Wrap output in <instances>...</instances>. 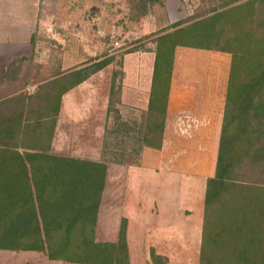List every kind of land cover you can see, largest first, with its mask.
I'll return each instance as SVG.
<instances>
[{
	"label": "trees",
	"instance_id": "16d2710c",
	"mask_svg": "<svg viewBox=\"0 0 264 264\" xmlns=\"http://www.w3.org/2000/svg\"><path fill=\"white\" fill-rule=\"evenodd\" d=\"M175 26L158 39L150 132L158 130L161 141L177 46L231 54L216 172L207 185L200 264H264V194L256 200L248 179L243 180L247 174L264 178V0L234 1L211 16ZM86 70L73 72L70 87L56 78L53 92L36 90L31 114L25 108L32 96L8 99L15 107L0 110V250H38L50 259L85 264H130L124 223L118 242L96 240L107 164L52 151L62 97L90 76L83 74Z\"/></svg>",
	"mask_w": 264,
	"mask_h": 264
},
{
	"label": "rangeland",
	"instance_id": "374dc122",
	"mask_svg": "<svg viewBox=\"0 0 264 264\" xmlns=\"http://www.w3.org/2000/svg\"><path fill=\"white\" fill-rule=\"evenodd\" d=\"M145 1L39 0L36 28L30 39L32 50L12 59L13 66L7 70L11 78L21 73L22 81L6 85L5 94L18 91L15 97L32 96L28 100L31 104L25 108L31 114L38 102L33 95L42 87L52 91L55 86L52 78L58 77L63 86L70 87L75 80L73 72L88 68L83 74L90 73L98 64L108 61L66 94L59 121V142L64 153L107 164L108 184L102 210L122 207L119 200L112 203L113 192L117 194L112 177L119 173L118 166L136 165L143 159L146 164L154 165V159L159 156L154 147L160 141L158 130L151 134L152 119L149 112L144 113L159 36L177 29V23L189 24L242 0H161L154 4ZM182 50L178 48L176 59ZM200 52L197 56L214 54L215 62L225 66L226 79L231 55L215 49ZM12 106L15 107L12 101L0 100L1 111ZM246 169H251L249 163ZM257 172L255 169L252 174ZM245 176L243 180L248 179L246 182L254 189L257 200L264 194L260 190L264 188V178ZM130 201L132 205L136 202L133 193L129 204ZM191 211L192 217L186 210L184 229L179 232L182 245L176 243L178 232L169 217L160 225L153 221L151 224V219L146 229L131 231L134 264H200L203 213ZM211 215L215 219L218 212ZM23 261L19 254L0 253V264H22Z\"/></svg>",
	"mask_w": 264,
	"mask_h": 264
},
{
	"label": "crops",
	"instance_id": "0c3cea01",
	"mask_svg": "<svg viewBox=\"0 0 264 264\" xmlns=\"http://www.w3.org/2000/svg\"><path fill=\"white\" fill-rule=\"evenodd\" d=\"M38 1L0 0V100L18 98L15 97L18 91L5 94L4 87L21 83L22 74L15 73L11 78L8 77L7 70L13 66L10 63L12 59L27 55L32 50L30 39L36 28ZM178 48H182L183 52L180 53L179 59H176ZM203 50L211 49L176 47L162 137L160 146L155 149L159 156L154 159V165L146 164L143 159L136 165L118 166L119 173L112 177L113 188L117 189V194L113 192L112 203L119 200L121 208L102 210L107 188L105 186L97 219L96 240L118 242L124 223L130 264H134L131 231L137 228L146 229L151 219L150 223L153 221L156 225H160L167 217L173 220L171 224L178 232L176 243L179 246L182 245V234L179 232L184 229L186 210H189L191 217L194 213L191 210L196 213L202 210V243L207 185L209 178L216 172L231 65L230 56L227 78L224 79L225 66L215 62L214 54L197 56V53ZM153 76L154 70L147 106L144 108L145 114L149 111ZM56 78L58 77L52 78L51 81L54 82ZM71 89L62 97L52 143V151L65 156L70 155L61 150L59 121L64 112L63 99ZM73 121H80V118H73ZM147 167L155 169L146 170ZM132 193L136 197L134 205L131 201L129 204ZM1 252L21 255L24 259L22 264H85L50 259L46 252L38 250H0Z\"/></svg>",
	"mask_w": 264,
	"mask_h": 264
}]
</instances>
